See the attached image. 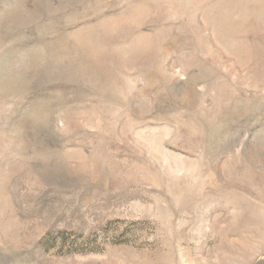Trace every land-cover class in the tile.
<instances>
[{
	"label": "rangeland",
	"instance_id": "1",
	"mask_svg": "<svg viewBox=\"0 0 264 264\" xmlns=\"http://www.w3.org/2000/svg\"><path fill=\"white\" fill-rule=\"evenodd\" d=\"M0 264H264V0H0Z\"/></svg>",
	"mask_w": 264,
	"mask_h": 264
}]
</instances>
